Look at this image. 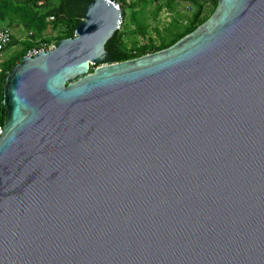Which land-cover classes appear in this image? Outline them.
Wrapping results in <instances>:
<instances>
[{
	"label": "water",
	"instance_id": "obj_1",
	"mask_svg": "<svg viewBox=\"0 0 264 264\" xmlns=\"http://www.w3.org/2000/svg\"><path fill=\"white\" fill-rule=\"evenodd\" d=\"M121 19L87 1L5 77L0 264H264V0L114 61Z\"/></svg>",
	"mask_w": 264,
	"mask_h": 264
},
{
	"label": "trees",
	"instance_id": "obj_2",
	"mask_svg": "<svg viewBox=\"0 0 264 264\" xmlns=\"http://www.w3.org/2000/svg\"><path fill=\"white\" fill-rule=\"evenodd\" d=\"M90 0H0V21L10 25L19 22L23 28L30 31L27 39L17 40L13 37L7 46L13 43L21 44L20 49L2 61L0 67V124L5 121L6 108L3 104V85L8 71L25 55L27 49L46 42L49 38L42 36L47 25L52 28L63 27V31L54 36V43L59 39L74 35V28L82 19L83 8ZM175 0H165L171 6ZM193 6L191 16L179 30L174 26H166L161 30L155 29L157 41L147 35V24L143 20V13L152 0H121V23L104 44L114 61H122L138 57L143 54L166 48L182 36L194 30L206 18L205 6H210V13L214 10L217 0H182ZM160 3V2H159ZM161 4V3H160ZM52 16L51 19L49 17ZM140 34L147 41L142 43L135 40L129 43L126 35Z\"/></svg>",
	"mask_w": 264,
	"mask_h": 264
},
{
	"label": "rangeland",
	"instance_id": "obj_3",
	"mask_svg": "<svg viewBox=\"0 0 264 264\" xmlns=\"http://www.w3.org/2000/svg\"><path fill=\"white\" fill-rule=\"evenodd\" d=\"M130 1L132 0H127V2ZM160 3H148L143 13V20L147 24V35L154 38L155 41L158 40V38L156 37L155 29L162 31L163 28L171 25L180 30L182 26L187 22V19L191 16V13L193 11V6L187 1L175 0L171 6H167L165 0H161ZM205 14L208 15L207 18L211 14L210 6L207 4L205 6ZM0 26L8 27L13 37L17 40L21 41L23 39L29 38L30 36V31L23 28L19 22H13L12 24L8 25L5 22L0 21ZM62 31L63 27L61 26L52 28L50 25H47L46 28L42 31V36L45 38H49V40L46 42H40V44L54 45V36L60 34ZM125 40L128 43L132 40L144 43L147 41V38L141 37L140 34H132L126 35ZM20 47L21 44L19 43H13L9 46H6V48L0 52V67L2 61L17 52ZM93 67L89 66L88 71L92 72Z\"/></svg>",
	"mask_w": 264,
	"mask_h": 264
},
{
	"label": "built area",
	"instance_id": "obj_4",
	"mask_svg": "<svg viewBox=\"0 0 264 264\" xmlns=\"http://www.w3.org/2000/svg\"><path fill=\"white\" fill-rule=\"evenodd\" d=\"M117 2V5L119 6V3L121 0H113ZM161 0H152L154 4L159 3ZM52 16L49 17L51 19ZM12 39V33L9 30L8 27L6 26H0V52L6 48V46L9 44V42ZM53 45H46V44H39L32 46L31 48L27 49L26 53L24 56H29L34 52H39L41 50L47 49V48H52ZM3 131V124H0V134Z\"/></svg>",
	"mask_w": 264,
	"mask_h": 264
},
{
	"label": "crops",
	"instance_id": "obj_5",
	"mask_svg": "<svg viewBox=\"0 0 264 264\" xmlns=\"http://www.w3.org/2000/svg\"><path fill=\"white\" fill-rule=\"evenodd\" d=\"M127 2V0H125Z\"/></svg>",
	"mask_w": 264,
	"mask_h": 264
}]
</instances>
